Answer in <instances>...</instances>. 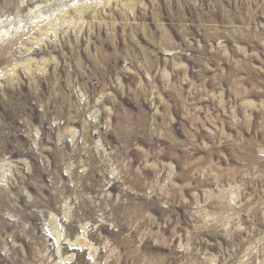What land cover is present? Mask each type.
Segmentation results:
<instances>
[{
    "label": "rangeland",
    "instance_id": "obj_1",
    "mask_svg": "<svg viewBox=\"0 0 264 264\" xmlns=\"http://www.w3.org/2000/svg\"><path fill=\"white\" fill-rule=\"evenodd\" d=\"M0 264H264V0H0Z\"/></svg>",
    "mask_w": 264,
    "mask_h": 264
}]
</instances>
